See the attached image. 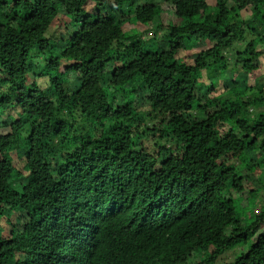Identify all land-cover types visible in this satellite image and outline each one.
<instances>
[{
  "label": "trees",
  "instance_id": "obj_1",
  "mask_svg": "<svg viewBox=\"0 0 264 264\" xmlns=\"http://www.w3.org/2000/svg\"><path fill=\"white\" fill-rule=\"evenodd\" d=\"M195 2L0 0V264H264V8Z\"/></svg>",
  "mask_w": 264,
  "mask_h": 264
},
{
  "label": "rangeland",
  "instance_id": "obj_2",
  "mask_svg": "<svg viewBox=\"0 0 264 264\" xmlns=\"http://www.w3.org/2000/svg\"><path fill=\"white\" fill-rule=\"evenodd\" d=\"M137 1L141 4H149V5L157 4V5L163 6V9L165 11L171 8L170 13L164 12L162 14V17L165 22L167 21L173 22L177 20L179 17H184L188 14H193L197 12V5H196L197 3L195 2L196 0H169L168 2H164L163 0H137ZM205 2H207V4H211V7H214L215 5V0H205ZM261 5L264 8V0H261ZM173 12H175L176 14L173 15ZM203 12H204L203 9L199 10V14H202ZM241 17L242 19H245V20H248L249 18H251L249 13H246V12H242ZM122 29L124 30V32L132 35L133 38L131 39L134 42H139L144 46H153L155 42L160 43L162 41L161 38H163V36L167 32V30L163 31L160 28H157V30H154V29L151 30L150 26L141 25V24H123ZM200 49L202 48H195L192 51L194 50L198 51ZM190 55H191L190 51L182 52V53H179V58L182 61L190 64L192 63V59ZM263 74H264V66L262 67V69L258 70L255 73V75L258 77L262 76ZM249 82L252 83L253 79H251ZM71 86L72 88L80 89L83 92V91H86L88 88H93L95 85L88 78H82L81 76L79 77V79L73 81L71 83ZM261 168L263 169L264 166H261ZM263 175H264V171H263ZM253 179L254 177L250 178V180H253ZM240 199H241V203L243 206L245 204L251 205L252 207L254 206L251 203L252 199L247 194H243L240 197ZM258 210H260L259 207L254 208L255 212ZM220 236L221 234L216 233L210 237V243L212 244L211 246L217 245V241H219ZM201 255L205 257V254L201 253ZM231 259H232V256H231L230 250H226L212 264H227L228 262L231 261Z\"/></svg>",
  "mask_w": 264,
  "mask_h": 264
}]
</instances>
